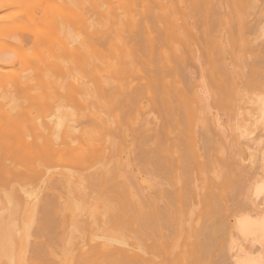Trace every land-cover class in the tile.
<instances>
[{
    "label": "bare ground",
    "instance_id": "obj_1",
    "mask_svg": "<svg viewBox=\"0 0 264 264\" xmlns=\"http://www.w3.org/2000/svg\"><path fill=\"white\" fill-rule=\"evenodd\" d=\"M68 22L83 40L66 47L57 36ZM0 46V198L36 218L19 231L20 217L14 225L1 211L0 256L15 264L22 248V264H55L70 246L71 264H264V0H0ZM81 66L87 76L73 73ZM57 93L51 115H33ZM212 108L237 110L235 134L253 143L251 158L216 149L202 121ZM54 169L59 186L83 192L72 199L102 212L87 215V237L64 216L62 187L60 196L45 180ZM238 187L249 204H234Z\"/></svg>",
    "mask_w": 264,
    "mask_h": 264
},
{
    "label": "rangeland",
    "instance_id": "obj_2",
    "mask_svg": "<svg viewBox=\"0 0 264 264\" xmlns=\"http://www.w3.org/2000/svg\"><path fill=\"white\" fill-rule=\"evenodd\" d=\"M63 28H64V30H63L62 35H61V33H59V36H61L62 38L57 36V38L60 39V40H58V41H60L61 44H60L57 40H56L57 42L54 40V44H55V46L58 47V44L63 45V43H64V45H66V47H67V46H69V45L73 42V38L76 39L77 36L81 37L82 40H83V34H82L81 32H79V29H78V27H77V25H76L75 22H68L67 24L65 23ZM258 34H259V33H258ZM70 37H72V38L70 39ZM64 38H65V39H64ZM53 39H54V38H53ZM66 39H67L68 41L71 40L72 42L69 43V42H70V41H69V42H68L69 44H66V43H67V40H66ZM62 42H63V43H62ZM65 42H66V43H65ZM49 43H50V44L52 43V44H51L52 46H51ZM57 43H58V44H57ZM48 44H49L51 47H54V48H55V49L53 48V49H54V52H55V51H56V52L58 51V48H56L55 46H53V40H52V42H51V41L48 42ZM49 45H48V46H49ZM233 45H235V44L232 43V45H231V44L229 45V46H231L232 48H231V47H228V52H229V54L232 53L231 56H234L233 53L235 52V47H234ZM0 47H1V46H0ZM51 47H50V48H51ZM62 47H63V46H62ZM50 48H49V49H50ZM229 48H231V49H229ZM233 48H234V49H233ZM51 49H52V48H51ZM229 50H231L232 52L229 51ZM233 51H234V52H233ZM49 52H50V51H49ZM54 52H52L51 54H52V55H56V54H54ZM230 52H231V53H230ZM188 57H190V56H188ZM232 58H235V56L232 57ZM186 59H187V58H186ZM186 59H185V60H186ZM189 59H190V58H189ZM17 61H18V60H17ZM186 61H187V60H186ZM237 62H238V61L233 60V61H232V64L234 63L233 66L238 67L239 64H240V66H241V63H240V62L237 63ZM24 63H25V61H24ZM27 65H29V64H28V63H26V64H22V66H24V67L27 66ZM237 65H238V66H237ZM233 66L231 65L230 68H232ZM240 66H239V67H240ZM232 69H233V68H232ZM233 70H235V69H233ZM236 70H237V69H236ZM70 72H73V71H66L65 74H68V73L70 74ZM73 73L78 74L79 76H81V75H83V76L86 75V76H87V74L90 73V67H88V66H86V67H85V66L78 67ZM69 74H68V75H69ZM195 76H196V75H195ZM208 84H209V85H206L205 88L210 92V91H211L210 89L212 88V84H211V85H210V83H208ZM36 86H37V85H36ZM13 87H15V86H13ZM7 89H8V88H7ZM7 89L4 87V88H2L1 92L4 94L5 91H6ZM9 90H11V89H9ZM12 90H13V89H12ZM6 93H9V92L6 91ZM57 94H58V93H57ZM53 95H54V94H52V95L50 96V98L46 99V103L48 102V104H45V103L43 104L44 106L48 105V107L46 106L47 109L45 108V110H43L44 108L42 109V107H44V106H43L41 103H40V104L42 105V107L38 106V103H37V107H39V109H38L37 107H33V106H32V108H35V109H36V112H35L32 108H31V109L33 110V112H32V110L30 109V111L33 113L34 116H36V115H41V116H42V115H43V117H44V119H45L46 117H48L49 115H51L50 113L54 112L55 107H56V102H57V100L59 101V99H57V98H59L60 96H59V94L56 95V96H55V95L53 96ZM52 96H53V97H52ZM57 96H58V97H57ZM51 98H52V100H51ZM210 98H211V97H210ZM62 99H63V98H62ZM9 100H10V99H9ZM208 101L211 102L210 100H208ZM208 101H207V102H208ZM10 102H11V100H10ZM6 103H9V101L7 100V102H5V104H6ZM54 103H55V105H54ZM235 103H236V101H235L233 104L235 105ZM239 103L242 104L243 102H240V101H239ZM239 103H237V104L239 105ZM1 104H2V102H1ZM34 104H35V103H34ZM57 104H58V103H57ZM53 105H54L55 107H53ZM40 108H41V110H40ZM53 109H54V110H53ZM68 109H69V108H68ZM71 109H72V108H71ZM71 109H69V110L71 111ZM212 109H213L214 111L211 110V109H210L211 111H209V110H207V109L204 110L202 121H204V123H206V125L208 126V128H209V127H214V128H209V129H211L212 132L214 133V141L218 140V141H216V142H218L219 147H218V146H217V147L215 146L216 149L219 150L220 152H222V154H223L222 156H224V157H228L229 154H230V152H231L232 154H233V153H236V155H237V153L239 152L240 154H239V153H238V154H239L242 158H246V160H248V158H251V157H252L251 154H253V152L255 153V151H251L252 153L247 152V151H248V148H250V147L253 148V146H250V145H253V143H252V144L250 143V144L248 145V143H249L250 140H249V139H245V138H243V137L237 135V134H239V133H238L239 131H238L237 129H235V124L238 123V122L241 120V119H240L239 121H238V120H235L236 118H235L234 116H236V114H237V110H236V109H235V110L233 109V110L231 111V110H229V109H227V108H225V110H224V108H223V111H222V109H220V110H218V112H217V109H216V110H215V108H212ZM37 110L40 111V112L42 111V112H44V113L42 114V113L39 112V114H37V113H38ZM48 110H49L50 112H48ZM75 110L78 111L76 108H75ZM51 111H52V112H51ZM213 112H214V113H213ZM234 112H235V113H234ZM216 113L219 114V115H218V118L221 117L224 121H223L221 118H219V119H221V120H220L221 122H220V121H219L220 123L215 122V121H214V118L216 117V116H215ZM232 113H234V114H232ZM231 115H234V116H233L234 118H233ZM225 117H226V118H225ZM239 118H242V117H239ZM228 120H230V121H228ZM155 121H156V120H155ZM236 121H237V122H236ZM156 122H157V121H156ZM227 122H228V123H227ZM240 122H241V121H240ZM240 122H239V123H240ZM217 124H219V125H221V126L223 125V127H224V129H225V130H224V129H223V130H224V132H225V131H226V132L224 133L223 130L221 129L222 127H221V126H217ZM207 126H206V127H207ZM216 126H217V127H216ZM215 127H216V128H215ZM219 127H221V128H219ZM227 127H228V128H227ZM217 128L221 129L222 131H221V130H218ZM64 129H65V128H64ZM64 129H63V130H64ZM214 129H215L216 131H215ZM229 129H230V132H229ZM106 131H107V132H110L111 130L104 129V131L101 132V136H102V133H103V132H106ZM219 131H221V132H219ZM215 132H216V134H215ZM235 132H236L237 134H235ZM62 133H64V132L62 131ZM219 133H221V134H219ZM103 134H104V133H103ZM216 135H217V136H216ZM221 135H222V136H221ZM226 135L228 136L229 140H228V138H227ZM235 135H236L237 137H235ZM103 136H104V137H103L104 139H103L102 137H100V144H101L100 146H101V147L106 146V144L109 145V143H110L109 141L107 142V141L105 140V139H106V138H105V135H103ZM110 136H111L110 138H113L114 135L111 134ZM215 136H216V137H215ZM223 136H224V137H223ZM222 137H223V138H222ZM215 138H217V139L215 140ZM221 138H222V139H221ZM230 138H231L232 140H230ZM242 139H243V140H242ZM102 140H103V142H101ZM109 140H110V139H109ZM113 140H114V139H113ZM113 140H112V141H113ZM220 140H221V141H220ZM223 140H224V143L222 142ZM110 141H111V140H110ZM219 141H220V142H219ZM229 141H230V142H229ZM104 142H105V144H104ZM242 142H243V143L247 142V143H245V144H246V145H245V144H243ZM250 142H251V141H250ZM222 143H223V144H222ZM228 143H229V145L227 146ZM215 144H217V143H215ZM232 144L235 145V147H232ZM240 145H242V146H240ZM100 146H99V147H100ZM229 146H230V148H229ZM222 147H223V148L225 147V149H226L225 153H226V154L223 152L225 149H223ZM219 148H221V150H220ZM234 148H235V149H234ZM227 150H228V151H227ZM234 150H235L236 152H234ZM250 150H253V149H250ZM250 150H249V151H250ZM232 154H230V155H232ZM236 155L233 154L232 156L235 157ZM242 155H243V156H242ZM222 156H221V155H219V157H217V155H214V156H213L215 161H216V160H219V162L217 161V164H216V165H218V164L221 165V161H220V159L223 158ZM240 156H239V157H240ZM244 156H246V157H244ZM250 156H251V157H250ZM213 157L211 158V161H212ZM239 157L236 156V158H239ZM241 157H240V158H241ZM114 158L120 159L121 157L118 158L117 155H116ZM123 160H125V158H124ZM127 160H128V159H126V162H124V161L121 160V162L124 164V163L129 162V160H128V161H127ZM240 160H241V159H240ZM212 162H213V163H212ZM212 162H210V166H208V167L210 168V170H212L211 172H210V170H209V173H210V174H208L210 179H213V177H212V176H213L212 173H213V171H214V170H213V166H214L213 164H214V161H212ZM51 164H52V163H51ZM129 164H130V162H129ZM129 164H125V165H127V166H126V169L130 166ZM244 164H245V163H244ZM247 164H248V162H247L245 165H247ZM49 165H50V164H49ZM55 165H56V164H55ZM55 165H53V166H55ZM125 165H124V166L122 165V167H125ZM208 165H209V164H208ZM45 166L48 167L47 165H45ZM45 166H44V168H45ZM41 167H42V166H41ZM130 167H131V166H130ZM130 167H129V169H130ZM44 168H40V169L42 170V169H44ZM48 168H49V167H48ZM48 168H47V169H48ZM53 168H56V167H53ZM211 168H212V169H211ZM50 169H52V168L50 167ZM129 169H128V170H129ZM41 170H40V172H41ZM52 170H53V169H52ZM57 170H59V169H57ZM57 170L54 169V171H53L52 173H51V171H49V173H48V170H47L46 173H48V174L51 173V175H50V177H48L49 175H47V179L45 178V180L50 181V183L45 182V181H44V182L42 181L43 183H45L44 186H36V184H35V183H36L35 179H37V178H32V179L35 181V183H32V185H33V186H36V187H39V189H42V187H45V186L48 185V184H50V187H52V185L55 184L53 187H54V188H57V190L54 189V191L57 192V194H60V196H61V194H64V192L66 193V195H63L65 198H64V197H63V198H64V199L67 198V201H68V202H67V208H68V209H67V211H66V208H65L64 212L66 211V213H65L66 215H64V216H67V217L69 216V219H67V221L69 220V221H68L69 225H70V223L74 222V224H73V229L76 227V229L78 230V234H79V233L83 232L82 228L84 229V227L88 224V223H87V219H86V218H87V215H89V216H92V215H93V217L95 216V219H93V220L96 221L97 219H98V220L100 219L98 216H99V213L101 214L102 212H101V210L99 209V207H98V209H95V208H93V207L91 206V204H90V206L86 205L87 203H90V202H88V201L85 202V201L83 200V199H84V198H83V197H84L83 194H82L83 197H81V195L79 196V192H80V194L83 193V192L79 191L77 187H76L77 189L72 190V189L75 187V184H74V186L71 184V186H70V185H67V187H65L66 185H64V186L62 187V184L64 183V182H63V183H61V186H59L60 184L58 183V181L55 180V176H56V174H54V172H56ZM130 170H131V169H130ZM207 170H208V169H206V171H207ZM44 171H46V170H44ZM33 172L35 173V171H32V172H30V173H33ZM27 173H28V172H27ZM36 173H37V172H36ZM36 173H35V174H36ZM42 173H43V171H42ZM28 174H29V173H28ZM205 174H207V172H205ZM23 175H24V174H23ZM31 175H34V174H31ZM31 175H30V176H31ZM38 175H39V174H38ZM18 176H21V175H18ZM18 176H17V177H18ZM39 176H40V175H39ZM14 177H16V176H14ZM14 177H13V179H15ZM17 177H16V180H20L21 184H23V183H25V184H26V183H29L28 180H27V179H28L27 176H26L27 179L25 178V176H21V177H19L18 179H17ZM22 177H24V178H22ZM28 177H29V176H28ZM34 177H36V176L34 175ZM57 177H58V176H57ZM211 177H212V178H211ZM143 178L145 179V177H143ZM13 179H11V180H13ZM23 179H24V180H23ZM25 179H26L27 181H25ZM73 179H74V178H73ZM16 180H15V181H16ZM38 180H39V181L42 180L41 177H40ZM38 180H37V181H38ZM53 180H54V181H53ZM15 181H14V180H13V182L11 181L13 186H14L13 183H15ZM29 181H31V180L29 179ZM34 181H33V182H34ZM72 181H74V180H72ZM9 182H10V179L8 180V182L6 181V183L8 184V188H9V186L11 185V182H10V185H9ZM40 182H41V181H40ZM51 182H54V184L51 183ZM140 182L143 183L142 181H140ZM6 183H3V185H5ZM47 183H48V184H47ZM71 183H72V182H71ZM141 183H140V185H142V186H146V184H144V183L141 184ZM29 184H31V183H29ZM34 184H35V185H34ZM51 184H52V185H51ZM57 184H58V185H57ZM64 184H65V183H64ZM32 185H30V186H32ZM38 185H42V184L39 183ZM0 186H1V183H0ZM13 186H12V187H13ZM15 186H16V183H15ZM27 186H28V185H27ZM30 186H29V187H30ZM68 186H69V187H68ZM12 187H10V188L15 190L16 187H15V188H12ZM29 187H28V188H29ZM36 187H33V188L35 189ZM47 187H49V185H48ZM61 187H62V189H63L64 192L62 191ZM1 188H4V189H1V190H0V193H1L3 190H4V191L6 190L5 187H2V186H1ZM6 188H7V185H6ZM30 188H31V187H30ZM68 188H70V189L72 188V189H71L72 192L74 191L73 193H70V195H67V194H69L68 192L71 191V190L68 191V190H69ZM16 189H17V188H16ZM31 189H32V188H31ZM37 189H38V188H37ZM39 189H38V191H41V190H39ZM67 189H68V190H67ZM239 189H240V190H239ZM7 190H9V189H7ZM59 190L62 191V192H60ZM236 190H237V192H238L239 194L236 193ZM236 190H235V193H234V194H235V198H236V197L238 198V200L235 199L238 203H237L235 200H234L233 202H234L235 205H236V204H237V205H238V204L240 205L241 202L239 203V201H243L242 204H241V205H243V203L246 202V201L243 200V199H245V197H247V196H243V194L245 193L244 195H246V194L248 195L249 192H245V191H244V193L242 194L243 191L241 190V187L236 188ZM4 191H3V192H4ZM34 191H36V189H35ZM240 191H241V192H240ZM3 192L1 193V194H2V197L5 196V194H4L5 192H4V193H3ZM59 192H60V193H59ZM233 192H234V191H233ZM240 193H241V194H240ZM1 194H0V195H1ZM72 195H73V197L79 196V197L83 198V199L80 198V201L83 200L84 202H83V203L80 202L79 199H78L79 197L75 198L76 200L78 199L77 201H76L74 198L72 199ZM236 195H237V196H236ZM70 196H71V197H70ZM0 197H1V196H0ZM85 198H86V197H85ZM87 198H88V197H87ZM87 198H86V199H87ZM242 198H243V199H242ZM3 199H4V200H3ZM3 199L1 200V198H0V201H1V202H0V203H1V204H0V213H1V215H2L3 213H2L1 211H4V215H3V217H2L1 215H0V216H1L2 218H4V219H8L9 222H10V220L12 221V220H15V219H16L15 221H17L18 217H20V218L18 219L17 223L14 221V222L17 224L16 229H18V230L20 231L21 227H23V225L25 226V225H26V222H27L28 220H30V218L33 217V216L30 217V215H28V214H31V213L33 214V212H30V207L27 206V205H25L24 203H22V205H25L26 210H24V208H23L24 206L21 208V206L19 205V208L17 207L18 211L16 210V211L14 212V214L11 213L10 211L8 212V208H7V206L9 205V204H8V201H7L6 197L3 198ZM5 199H6V200H5ZM64 199H63V201H65ZM73 200L76 201V202L74 203ZM191 200H192V199H191ZM194 201H195V199H194ZM194 201L192 200V202H194ZM247 202H248V201H247ZM247 202H246V203H247ZM73 203H74V204H73ZM77 203H78V204H77ZM80 203H81V204H80ZM249 203H250V202H248V204H249ZM79 204H80V205H79ZM74 205H75V206H74ZM78 205H79V206H78ZM232 205H233V204H232ZM26 206H27V207H26ZM77 206H78V207H81L82 209H84V210H83L84 213H82L83 215L80 213V212H83V211H81V208L78 209L79 215L77 214V213H78V212H76V211H77V210H76V209H77ZM84 206H85V207H84ZM71 207H72V208H71ZM83 207H84V208H83ZM100 208H101V207H100ZM20 209H21V212H19ZM74 209H75V210H74ZM29 212H30V213H29ZM10 213H11V214H10ZM22 213H23V214H22ZM90 213H93V214L90 215ZM18 214H20V215H18ZM8 215H9V216H8ZM12 215H13V216L16 215V216H15L16 218H14ZM77 215H78L79 217H82L83 219L80 218V220H79V217H77ZM81 215H82V216H81ZM17 216H18V217H17ZM28 216H29V217H28ZM83 216H84L85 218H84ZM1 217H0V218H1ZM9 217H10V220H9ZM34 217H35V216H34ZM34 217H33V218H34ZM67 217H66V218H67ZM93 217H92V218H93ZM21 218H22V219H21ZM25 218H26V219H25ZM74 218H76V219H74ZM89 218H90V217H89ZM96 218H97V219H96ZM27 219H28V220H27ZM72 219H73L74 221H73ZM84 219H85L86 221H84ZM19 220H20V222H19ZM21 220H22V221L27 220V221H25V223L22 224L23 222H22ZM35 220H36V218L32 219L30 222H33V221H35ZM75 220L77 221V224H78V222L80 221V223H79L80 225H78V227H77V225H75V223H76ZM78 220H79V221H78ZM90 220H91V218H90ZM98 220H97V221H98ZM14 222L12 221V224H14ZM28 222H29V221H28ZM86 223H87V224H86ZM19 224H20V225H19ZM21 224H22V225H21ZM84 224H85V225H84ZM94 224H95V222H94ZM14 225H15V224H14ZM67 225H68V224H67ZM71 225H72V224H71ZM74 225H75V226H74ZM97 225H98V224H97ZM97 225H96V224L93 225V228H94V226H97ZM103 225H104V224H102V226H100L101 229H102V230L100 229V230L102 231V233H103V232L109 227V226H108V227H106V228H103V227L105 226V225H104V226H103ZM18 226H19V227L21 226V227L18 228ZM81 226H83V227H81ZM88 226H89V225H88ZM88 226H87V227H88ZM71 227H72V226H71ZM100 227H99V225H98V227H95V229H96V228H100ZM68 228H69V227H68ZM69 229H70V228H69ZM69 229H68V230H69ZM71 229H72V228H71ZM71 229H70V230H71ZM73 229H72V231H73ZM110 229H111V228H109L108 230H110ZM79 230H80V231H79ZM90 230L93 231L94 229L91 228V229H89V231H90ZM96 230H97V229H96ZM100 230L98 231L99 233H100ZM103 230H104V231H103ZM86 231H87V229L85 228V233H84V232L81 233V234H83V236L85 235V237H87V235H86ZM89 231H88V232H89ZM106 231H107V230H106ZM106 231H105V232H106ZM74 232H76V230H75ZM74 232H73V233H74ZM90 232H91V231H90ZM81 234H80V235H81ZM72 235H73V234H71V236H72ZM75 235L78 236L77 233H75ZM80 235H79V236H80ZM89 235H90V234H89ZM21 236H22V234L18 235V237H21ZM69 237H70V235H69ZM72 237H73V236H72ZM32 238H33V237H32ZM67 238H68V237H67ZM70 238H71V237H70ZM74 238H75V237H74ZM80 238H81V236H80ZM43 239H44V238H43ZM72 239H73V238H72ZM75 239H76V241H77L79 238L76 237ZM75 239H73V242H72V240L70 241V239H69L70 244H71V242H72V243H73V246H76V244L78 243V242H77V243L74 245V243H75L74 240H75ZM31 240H32V239H31ZM38 240H40V238H39ZM65 241H66V239H65L63 242H65ZM78 241H79V240H78ZM66 242H67V241H66ZM32 243H34V242L31 241V244H32ZM61 243H62V242H61ZM68 243H69V242H67V244H64V245L68 246V245H69ZM59 244H60V243L56 244V245H58V247H57V246H54V247L56 248V250H60V249H58V248L61 246V244H60V245H59ZM62 244H63V243H62ZM32 245H33V244H32ZM62 246H63V245H62ZM68 247L70 248V246H68ZM68 247H66V248H68ZM60 248H61V247H60ZM66 248H65V246H63V248H62L60 251H58V254H57V253H56V254H57L58 256H60V255L62 254L61 252L65 251ZM75 248H76V247H74V249H75ZM20 249H22V248H17V249H16L17 252L15 253V259H14L15 264H22V262H23V259H22V258L20 259L19 257H17V256L20 254V252H21ZM28 249H30V246H29ZM53 249H54V248H53ZM70 249H71V248H70ZM72 249H73V247H72ZM74 249H73V250H70V251H74ZM225 249H227V248H226V247H225L224 249L222 248V251H223L222 253H226V252H224V251H226ZM24 250H25V248H24ZM62 250H63V251H62ZM68 250H69V249H68ZM68 250H66V251H67L66 253H69ZM54 251H55V249H54ZM56 252H57V251H56ZM60 253H61V254H60ZM66 253H63L64 255L62 254L61 258H60V257L58 258V256L54 253L55 256H54L53 259H54L56 262H57V259H59V260H60V259H63L64 261L61 260V262L63 261V264H66V263H67V264H68V263L71 264V262H70V260H71V254L73 255V254L77 253V251H76V252H75V251H74V252H70L69 254H66ZM0 254H1V252H0ZM59 254H60V255H59ZM223 255H225V254H223ZM1 256H2V255H1ZM1 256H0V257H1ZM2 257H4V255H3ZM2 257L0 258V260L2 259ZM6 257H7V256H5L4 258H6ZM16 258H17V259H16ZM67 258L70 259V260H68ZM223 258H224V256H222V259H223ZM5 260L7 261L8 258H6ZM5 260L3 259V261H2L3 264H4V261H5ZM6 261H5V263L8 264L9 262H8V261L6 262ZM9 261H10V260H9ZM21 261H22V262H21ZM52 262H53V261H52ZM56 262H55V264H59V263H56ZM0 264H1V261H0ZM9 264H10V263H9ZM52 264H54V262H53Z\"/></svg>",
    "mask_w": 264,
    "mask_h": 264
}]
</instances>
